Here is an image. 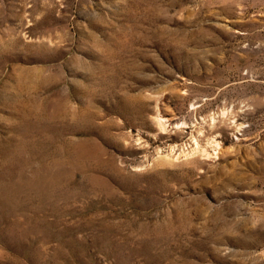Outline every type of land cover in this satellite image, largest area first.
Here are the masks:
<instances>
[{
  "label": "rangeland",
  "instance_id": "rangeland-1",
  "mask_svg": "<svg viewBox=\"0 0 264 264\" xmlns=\"http://www.w3.org/2000/svg\"><path fill=\"white\" fill-rule=\"evenodd\" d=\"M0 264H264V0H0Z\"/></svg>",
  "mask_w": 264,
  "mask_h": 264
},
{
  "label": "bare ground",
  "instance_id": "bare-ground-1",
  "mask_svg": "<svg viewBox=\"0 0 264 264\" xmlns=\"http://www.w3.org/2000/svg\"><path fill=\"white\" fill-rule=\"evenodd\" d=\"M158 121L160 125L164 126L163 128H165L166 119H164L160 114L158 116ZM193 139H194L193 147H191V149L188 152H184V154L188 155L190 153H195L197 151H203L206 153L210 152L208 151V148L204 147L196 137H194ZM213 142L214 144H211V148L215 150L220 146V142H218L217 140H214Z\"/></svg>",
  "mask_w": 264,
  "mask_h": 264
}]
</instances>
